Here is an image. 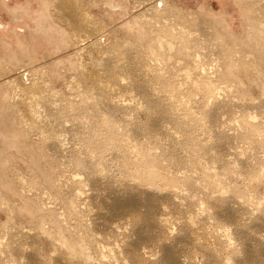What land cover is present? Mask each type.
<instances>
[{"label":"rangeland","instance_id":"obj_1","mask_svg":"<svg viewBox=\"0 0 264 264\" xmlns=\"http://www.w3.org/2000/svg\"><path fill=\"white\" fill-rule=\"evenodd\" d=\"M49 1H31L40 18L33 46L15 44L30 48L31 63L0 68V264H103L104 250L113 264H264V44L245 41L258 46L251 52L263 48L262 59L251 42L228 50L231 32L215 20L244 42L246 22L264 19V0ZM113 5L122 13L113 15ZM242 9L258 21L245 22ZM149 27L191 46L198 66L180 55L183 47L172 59L152 51L140 38ZM32 50L43 51L35 61ZM92 139L107 140L102 156L88 147ZM134 144L155 155L154 190L138 179ZM45 207L68 215L70 227L40 228Z\"/></svg>","mask_w":264,"mask_h":264},{"label":"bare ground","instance_id":"obj_2","mask_svg":"<svg viewBox=\"0 0 264 264\" xmlns=\"http://www.w3.org/2000/svg\"><path fill=\"white\" fill-rule=\"evenodd\" d=\"M117 1V0H116ZM115 0H114V2H116ZM239 1V0H238ZM50 2V1H49ZM48 2V3H49ZM113 2V3H114ZM118 2H119V5L121 6V4H120V1L118 0ZM118 2H117V4H118ZM242 2V1H241ZM123 4V3H122ZM125 4V3H124ZM119 5H117V6H111V9H112V11L114 12V14L113 15H117V13L119 12H116V10H120V12L122 11L121 10V8L119 7ZM242 5V4H241ZM124 6V5H123ZM125 7V6H124ZM157 8V7H156ZM160 9V8H159ZM246 9V8H245ZM251 9V8H250ZM243 10V12H244V14L246 13L245 11H244V9H242ZM253 10V9H252ZM124 11V10H123ZM156 11V10H155ZM158 11V10H157ZM249 10H247V12H248ZM46 12V11H45ZM154 12V11H153ZM158 12H160V11H158ZM157 12V13H158ZM122 13V12H121ZM157 13H155V14H157ZM164 13H166V12H164ZM160 14V13H159ZM158 14V15H159ZM248 14H249V12H248ZM248 14H245L246 16L248 15ZM250 14H251V11H250ZM164 15V14H163ZM212 15V13L210 14V16ZM156 16V15H155ZM161 17H159V16H156L159 20H161V22L164 20V19H166V18H163V17H165V16H162V14L160 15ZM214 16V15H213ZM245 16V17H246ZM249 16V17H248ZM247 17H246V19H245V22L247 21V18L249 19V20H251V22H253V21H255V20H257V19H255V20H253V19H250V15H248ZM251 16H252V14H251ZM212 17V16H211ZM218 19H215V20H217V22H216V25L217 24H219V26L220 27H223L222 26V24H220L221 22L222 23H224L225 24V27L227 28V30H226V32H228V33H232L233 31H231V29H230V26L225 22V20L222 18V17H219V16H216ZM213 19H214V17H212ZM254 18V17H253ZM40 19V18H39ZM44 19V18H43ZM42 19V20H43ZM137 19H139V18H137ZM140 19H141V17H140ZM175 19V18H174ZM215 20H212V21H215ZM253 20V21H252ZM264 19H262V22L260 23V21L258 22V24L260 23V27L259 26H253V25H255V24H250V21H248L249 23L247 24V22H246V25H248V27H249V25H250V28H251V26H252V28L251 29H253V27H254V30H256V34H254L253 33V35L252 34H248L249 32H246L247 30L248 31H250L251 29H246V28H244V35L243 36H247V37H245L244 39V42H241V41H243V40H239V38H238V40H237V38L235 37V35H233V34H231L230 33V38H231V40H228V42L229 41H234L235 42V40H236V44L235 43H231V42H229L230 44H228V45H230V46H228L227 48H228V50L230 49L229 47H232L230 50H233V49H238V48H240L239 49V51L241 50V46H243L245 43H248V47L250 48V46L252 45H250V43L249 42H251V41H248V42H245V41H247V40H253V41H255V40H258V41H260L261 42V44H260V42H258L261 46H263L262 44H264V36H262V34L264 33V21H263ZM139 22L141 21V20H138ZM144 21V20H143ZM220 21V22H219ZM258 21V20H257ZM40 22V21H39ZM38 22V23H39ZM142 22V21H141ZM165 22L167 23V21L165 20ZM172 22V21H171ZM136 23V22H135ZM215 23V22H214ZM214 23H213V25H214ZM137 25H139V24H141L142 26L141 27H139L140 29L143 27V25H144V23L142 22V23H136ZM146 25H147V23H145ZM167 24H169V23H167ZM39 25H40V23H39ZM149 25V24H148ZM244 25H245V23H244ZM140 26V25H139ZM145 26V25H144ZM150 26L151 27H153L152 26V24H150ZM169 26V25H168ZM168 26H166L165 24H164V29L166 30H168ZM218 26V27H219ZM246 27V26H245ZM257 27H259V28H257ZM150 28V27H149ZM154 28V27H153ZM224 28V27H223ZM257 28V29H256ZM260 28H262V30L260 29ZM143 29V28H142ZM141 29V30H142ZM146 29V28H145ZM152 28H150V31H144V32H142V34L140 35V38L143 40V41H147L148 42V44H150V46H151V44H152V46L154 47V49L152 50V48H151V50L152 51H154L155 50V48H157L159 51L161 50V53H162V51H164L163 53H165V52H167L166 54L168 55L169 54V56L173 53L172 52V50L174 49L175 50V48L176 47H183V45L181 44V42L182 41H180V44H178V45H182V46H178V45H176L175 43H173V41L171 40H168L167 38H165L164 37V34L166 33L165 32V30H163V29H161V30H157V31H154L153 29V31L151 30ZM155 29V28H154ZM176 29V28H175ZM221 29V28H220ZM261 31H260V30ZM144 30V29H143ZM149 30V29H148ZM156 30V29H155ZM177 30V29H176ZM176 30H174V29H170V32H176ZM224 31V30H223ZM253 30H251V32H252ZM163 32H164V34H163ZM177 32L179 33V31L177 30ZM177 32H176V35H177ZM226 32H224V33H226ZM250 32V33H251ZM222 34H223V32H221ZM248 34V35H247ZM172 35V34H171ZM223 35H225V34H223ZM226 35H228V34H226ZM252 35V36H251ZM254 35H257L256 37H255V39H254ZM173 36V35H172ZM178 36V35H177ZM234 36V37H233ZM243 36H241L242 38H243ZM233 37V38H232ZM173 39H178V37H175L174 38V36L172 37ZM183 38H185V37H183ZM226 38V37H225ZM229 38V39H230ZM176 39V40H177ZM182 39V38H181ZM226 39H228V38H226ZM233 39H235V40H233ZM152 40V41H151ZM195 40V39H194ZM253 41L251 42V43H253ZM179 42V41H178ZM188 42V41H187ZM186 42V43H187ZM189 42H192V41H189ZM194 42V41H193ZM227 42V41H226ZM239 42V43H238ZM182 43H184V42H182ZM186 43H185V45L184 46H186ZM241 43V44H240ZM244 43V44H243ZM255 43H256V41H255ZM258 43H256L257 45H258ZM21 43H18V45H17V49H16V51H18V52H16V54L14 55V56H9V57H6L4 60H0V68H2L4 65H6V63L7 64H9V66H10V64H19L20 62L22 63V59L24 58L25 59V62H26V60L28 61V63L30 62L31 63V58H30V48L29 47H22L21 45H20ZM147 44V45H148ZM176 46H175V45ZM188 44V43H187ZM234 46V45H236L237 47H233L232 45ZM237 44H239V45H237ZM243 44V45H242ZM256 44L254 45V43H253V45H254V47L252 48V46H251V48L249 49V52H251V49H256V47H257V49H259L258 48V46H256ZM155 45V46H154ZM192 45V44H191ZM247 45V44H246ZM250 45V46H249ZM259 45V46H260ZM149 45H148V47H150ZM190 46V45H189ZM195 46V45H194ZM194 46H192L193 48H195ZM245 46V45H244ZM243 46V47H244ZM191 47V46H190ZM190 47H183L184 49H183V51H182V49H181V53H180V55H184V58L185 57H187V59H191V60H193V61H191V62H193L194 63V68L196 67V66H198V62H199V59H200V57H199V55L197 54V53H195L194 55H193V57H192V54L193 53H191L190 51H189V53H188V51L186 50V48L188 49V48H190ZM242 47V50L244 49ZM247 46H246V49L248 48ZM192 48V49H193ZM156 49V50H157ZM263 50V48H260V50ZM154 51V52H157L158 53V55L160 54L159 52H158V50L157 51ZM178 50H179V48H177L175 51H177L178 52ZM190 50V49H189ZM198 50V49H197ZM252 51V52H255V51ZM261 50V51H262ZM180 51V50H179ZM185 51H187V52H185ZM260 51V53H258L259 51L258 50H256V52H255V54L257 53L259 56H257V54H256V56L257 57H259V59H262L261 57H262V52H263V54H264V50L261 52ZM172 52V53H171ZM177 52H175V55L173 54L172 56H170L171 57V59L172 58H175V56H176V54H177ZM197 52V51H196ZM232 52V51H231ZM234 52L236 53L237 51H235L234 50ZM242 52H244V51H242ZM242 52H241V54H242ZM251 52V53H252ZM156 53V54H157ZM184 53V54H183ZM234 53V54H235ZM237 53H239V52H237ZM186 54V55H185ZM240 54V53H239ZM238 54V55H239ZM241 54H240V56H241ZM160 55H163V54H160ZM167 55H163L162 57H167ZM244 55H245V53H244ZM168 56V57H169ZM177 56H179V54H177ZM247 56V55H246ZM252 56V55H251ZM167 57V58H168ZM169 57V58H170ZM249 57V56H248ZM254 57V56H253ZM264 57V56H263ZM158 58V57H157ZM161 59V58H160ZM186 59V60H187ZM202 59V58H201ZM169 60V59H168ZM172 61V60H171ZM259 61V60H258ZM262 61V60H261ZM264 61V60H263ZM262 61V62H263ZM24 62V63H25ZM238 62V61H237ZM61 63V62H60ZM59 63V64H60ZM189 63H190V61H189ZM200 63V62H199ZM264 63V62H263ZM195 64H196V66H195ZM26 65V64H25ZM28 65V64H27ZM203 65V64H202ZM202 65L200 66V67H197V68H201V70H202V72H204L205 70L202 68ZM30 66V65H29ZM44 66V65H43ZM42 66V67H43ZM173 66V65H172ZM7 67V66H6ZM16 67H19V66H16ZM4 68H5V66H4ZM20 68V67H19ZM28 68V67H27ZM45 68V67H44ZM43 68V69H44ZM8 67H7V71H8ZM37 69V68H36ZM35 69V70H36ZM41 69V68H40ZM39 69V70H40ZM5 70V69H4ZM38 70V71H39ZM47 70V69H46ZM50 70V69H49ZM179 70V69H178ZM3 71V70H2ZM180 71V70H179ZM192 71V70H191ZM1 72V71H0ZM4 72V71H3ZM34 72V71H33ZM37 72V71H36ZM53 72V71H52ZM184 72V71H183ZM192 73V72H191ZM5 75V74H4ZM201 75H204V74H201ZM195 76V75H194ZM200 76V75H199ZM189 77V76H188ZM203 77V78H202ZM19 78V77H18ZM20 78H22V75L20 76ZM19 78V79H20ZM154 78V77H153ZM192 78V77H191ZM200 78H201V81H202V79L203 80H208L209 78H207V76L206 75H204V76H200ZM199 78V79H200ZM26 79H27V75L26 74H23V81H26ZM16 80H18L17 78H16ZM87 80H89V79H87ZM194 80V79H193ZM15 81V80H14ZM199 81V80H198ZM201 81L199 82L200 83V85L202 84L201 83ZM5 82V81H4ZM20 82V81H19ZM96 82H98V81H96ZM100 82V81H99ZM21 83V82H20ZM33 83V82H32ZM192 83H193V81H192ZM2 84V83H1ZM16 84V83H15ZM198 84V83H197ZM203 84H205L204 82H203ZM23 85V84H22ZM99 85H101V84H99ZM197 85L198 87V89H201L202 91H207V93H209L210 95H211V97H212V95L214 96V94L213 93H211V92H209V90H208V88L209 87H204V88H202L203 87V85ZM259 85H261V84H259ZM263 85V84H262ZM261 85V87H263ZM18 86V85H17ZM97 86V85H96ZM102 86V85H101ZM194 86H196V84L194 85ZM2 86H0V88H1ZM99 87V86H98ZM102 87H105V86H102ZM4 88H6V87H4ZM9 88H10V86H9ZM30 88V87H29ZM106 88H108L109 89V86H106ZM105 88V89H106ZM195 88V87H194ZM1 90V89H0ZM97 90V89H96ZM102 90V89H101ZM21 91V90H20ZM107 91V90H106ZM1 92V91H0ZM2 92H3V90H2ZM104 93V92H103ZM206 93V94H207ZM10 94V93H9ZM99 94V93H98ZM209 94H207V96L209 95ZM1 95V94H0ZM5 96V95H4ZM2 97V96H1ZM7 97H8V95H7ZM6 97V98H7ZM36 97V96H35ZM101 97V96H100ZM5 98V97H4ZM213 98V97H212ZM31 99V98H30ZM33 99V98H32ZM3 100V99H2ZM1 101V100H0ZM5 101V100H4ZM34 101V100H33ZM210 101V100H209ZM35 103V102H34ZM243 103V102H242ZM1 104V103H0ZM26 105V104H25ZM32 105V104H31ZM86 105V104H85ZM2 106V105H1ZM22 106V105H21ZM38 106V105H37ZM27 107V106H26ZM29 107H30V105H29ZM45 107V106H44ZM28 108V107H27ZM29 109V108H28ZM34 109H36V107L34 108ZM31 108H30V112H31ZM73 110V109H72ZM29 111V110H28ZM37 113H39V112H37ZM243 113V112H242ZM3 114V113H2ZM32 114V113H31ZM247 114V113H246ZM252 114V113H251ZM254 114V113H253ZM33 115H35V117L34 118H36V113H34ZM33 115L31 116L32 118L31 119H33ZM249 116V115H248ZM254 116V115H253ZM42 117V116H41ZM241 117V116H240ZM81 118V117H80ZM244 117H242V119H243ZM248 118H253V117H251V116H249ZM40 119V118H39ZM39 119H38V117H37V120L39 121ZM76 119V118H75ZM253 119H256V117H254ZM252 119V120H253ZM33 120H35V119H33ZM252 120H250V121H252ZM31 121V120H30ZM80 121V120H79ZM248 121V120H247ZM255 121V120H254ZM31 122H33V121H31ZM78 122V121H77ZM36 123V122H35ZM243 123H244V121H243ZM38 124V123H37ZM36 124V125H37ZM33 125V124H32ZM35 125V126H36ZM197 125H198V123H197ZM256 126V125H255ZM106 127V126H105ZM251 128V127H250ZM252 128H254V126L252 125ZM263 128V127H262ZM244 129V128H243ZM39 130V129H38ZM110 130V129H109ZM254 130H257V132H258V130H260V129H257V128H254ZM253 130V131H254ZM261 134H263V132H261ZM69 135V134H68ZM92 135H93V133H92ZM97 135V134H96ZM95 135V136H96ZM61 136V135H60ZM59 136V137H60ZM106 136V135H105ZM104 136V138H102V139H107L106 137ZM58 137V135L57 136H54L53 138H54V143H56V145H58L59 147H61V146H63V148L62 149H64V144L62 145L61 144V139ZM97 137H100V136H97ZM96 137V138H97ZM101 137H103L102 135H101ZM53 138H52V141H53ZM98 139V138H97ZM100 139V138H99ZM94 139H92L91 141H88V142H86V143H88L87 145H88V147L90 148V150H92L93 152H94V154H98L99 156H102L101 155V153L103 152L102 151V148H104V144H106V141H97V142H94L93 141ZM113 140V139H112ZM87 141V140H86ZM136 142V141H135ZM61 144V145H60ZM108 144V143H107ZM127 144V143H126ZM86 145V146H87ZM129 148V147H128ZM61 149V150H62ZM75 149V148H74ZM130 152L131 153H133V155L135 156V158H136V160H134V164H133V166H134V168H136V169H138L137 171H138V179L139 180H141L142 181V183L143 184H141L142 185V187H144V189H145V186H146V188L148 187V188H150L151 189V187H152V189L154 190V188L153 187H156V181H158V179H160L159 177H160V174L158 175L156 172L157 171H155V169H156V167H153V165H154V163L156 162V158H155V155L153 154V153H145L143 150H142V148H141V145L139 146L138 144L136 145V144H134V145H132L131 147H130ZM81 153V152H80ZM93 154V153H92ZM74 155V154H73ZM72 157H74V156H72ZM89 157H91L90 155H89ZM82 158V157H81ZM81 158H78V160L77 159H74L73 161L76 163V166H79V168H81L80 166H81V164H83L82 163V161L83 160H81ZM92 158V157H91ZM94 158V157H93ZM96 158V157H95ZM97 158H98V156H97ZM99 159V158H98ZM97 160V159H96ZM199 160V159H198ZM69 162V161H68ZM101 163V162H100ZM95 164V163H94ZM102 167V166H101ZM77 168V167H76ZM151 168V169H150ZM155 168V169H154ZM207 168V167H206ZM262 168V167H261ZM260 168V169H261ZM210 169V168H209ZM209 169H207V171L209 170ZM206 170V169H205ZM263 170V169H262ZM103 171V170H102ZM210 171V170H209ZM212 171V170H211ZM211 171L209 172V173H211ZM217 171V170H216ZM230 171V170H229ZM209 173H207V174H209ZM232 173V172H231ZM230 173V174H231ZM207 174L205 173V175L207 176ZM233 174V173H232ZM237 175V174H236ZM260 175V174H259ZM258 175V176H259ZM78 175H76V178H79V177H77ZM213 176V175H212ZM230 176V175H229ZM233 176V175H232ZM264 177V171H262V174L260 175V177ZM75 177V176H74ZM208 177V176H207ZM234 177V176H233ZM236 177V176H235ZM257 177V176H256ZM227 178V177H226ZM208 179V178H207ZM220 179V178H219ZM262 179V178H261ZM213 180V179H212ZM221 180V179H220ZM137 182H138V180H136ZM176 181V180H175ZM184 181V180H183ZM186 181H187V179H186ZM214 181V180H213ZM185 182V181H184ZM191 182V181H190ZM226 182V181H225ZM73 183V182H72ZM139 184H140V182H138ZM160 183V182H159ZM189 183V182H188ZM214 183V182H213ZM216 183V182H215ZM221 183V182H220ZM6 184H8V183H6ZM71 184V183H70ZM74 184H76V183H74ZM144 185V186H143ZM155 185V186H154ZM158 187L159 186H157V188L155 189V191L158 189ZM77 188V187H76ZM175 188H178V187H175ZM186 188V187H185ZM209 188V187H208ZM220 188V187H219ZM218 188V189H219ZM235 189H236V187H235ZM162 190H164V189H161V191ZM179 190V189H178ZM178 190H176V191H178ZM181 190V189H180ZM180 190L178 191V192H180ZM79 191V190H78ZM77 191V193L79 194V192ZM157 191H160V189L159 190H157ZM156 191V192H157ZM160 191V192H161ZM240 191V190H239ZM125 192V191H124ZM165 192V191H164ZM177 192V193H178ZM182 192V191H181ZM216 192V191H215ZM219 192V191H218ZM218 192H217V194H218ZM175 193V192H174ZM224 194H225V192H223ZM223 193H220V195L221 194H223ZM77 194V195H78ZM164 194V193H163ZM211 194V193H210ZM236 194V193H235ZM75 195H76V193H75ZM228 195V194H227ZM82 196H83V194H82ZM81 196V197H82ZM211 196V195H210ZM231 196H232V194H231ZM214 197V196H213ZM72 198V197H71ZM192 198V197H191ZM223 198H224V196H223ZM75 199V198H74ZM177 199V198H176ZM251 200V199H250ZM256 200V199H255ZM77 201V200H76ZM70 202V203H69ZM68 203H69V207H71V209H72V213L71 214H73V209H75V211L74 212H76L77 211V209L75 208L76 206H75V204H73V201H69ZM147 202V201H146ZM244 204H246V203H244ZM253 204H254V202H253ZM261 204V203H260ZM66 205V204H65ZM256 205V204H255ZM49 205H47V207H48ZM78 206V205H77ZM253 206V205H252ZM224 207V206H223ZM254 208V207H253ZM256 208V207H255ZM260 208V207H259ZM250 209H251V207H250ZM58 211V210H57ZM85 211V210H84ZM204 211V210H203ZM38 212H39V218L43 221L42 223H39V225H40V228H47L46 227V222H48V223H50V227L51 228H69V227H66V223H65V220L63 221L62 219V217L63 216H68V215H64L63 213L61 214L60 212L59 213H57L56 212V210H54V208H44V211H43V213L41 212V210H38ZM77 213L78 212H76V215H77ZM78 216V215H77ZM99 216V215H98ZM251 216V215H250ZM79 218H81V217H79ZM161 219L159 220V223L161 224H167L168 223V219L167 218H162V217H160ZM64 219H65V217H64ZM191 219V218H190ZM62 220V221H61ZM66 220L68 221V219L66 218ZM192 220V219H191ZM191 220H188L187 219V221H191ZM186 221V222H187ZM194 221V220H193ZM96 222V221H95ZM69 223V222H68ZM189 223V222H188ZM76 224V223H75ZM80 224V223H79ZM94 224V223H93ZM186 224V223H185ZM190 224V223H189ZM192 224V223H191ZM69 225V224H68ZM96 225H98V224H96ZM75 226V225H74ZM99 226V225H98ZM82 227V226H81ZM73 228V227H72ZM84 228V227H83ZM107 228V227H106ZM117 228V227H116ZM119 228V227H118ZM183 228V227H182ZM187 228V227H186ZM183 229H185V228H183ZM221 231V230H220ZM181 232H182V230H181ZM169 233V232H168ZM183 233V232H182ZM12 234V233H11ZM10 234V236L12 237V235ZM186 237H187V239H189L188 237H191L190 236V234H184ZM14 237V236H13ZM92 237H93V235H92ZM91 237V238H92ZM228 237V236H227ZM14 239V238H13ZM100 239V238H99ZM98 239V240H99ZM101 239H104V238H101ZM100 239V240H101ZM92 240H94L95 241V243H96V241L98 242V240L97 239H92ZM105 240V239H104ZM229 241V240H228ZM101 242L103 243L104 241H102L101 240ZM105 242H106V240H105ZM104 242V243H105ZM106 243H108V241L106 242ZM105 243V244H106ZM78 245L80 246V249L82 248V251H83V254H84V256L86 257V258H88V259H91L92 257H91V254L89 253H87L86 251H85V247L81 244V242H79L78 243ZM101 245V244H100ZM109 245V244H108ZM107 245V246H108ZM96 246V245H95ZM103 246H104V244H103ZM103 246H102V248L101 247H98V248H101V249H103ZM109 246H111V245H109ZM104 248H106V246L104 247ZM61 249V248H60ZM101 249H98V250H100L101 252H102V250ZM113 249V248H112ZM119 250V249H118ZM87 251H88V249H87ZM108 251V250H107ZM107 251H106V253H107ZM115 251V250H114ZM101 252H99V253H101ZM98 253V252H97ZM105 253V250H104V252L103 253H101V255H102V259L100 260V261H102V263L103 264H107V261H108V263H109V261L110 260H106V258H112V253H110V252H108V255ZM111 255H110V254ZM114 253V252H113ZM115 254V253H114ZM114 254H113V257H115L114 256ZM110 255V256H109ZM115 259H117V257H115ZM112 260H113V258H112ZM119 260V259H118ZM110 262H112V261H110ZM115 262V261H114ZM114 262H112V264L114 263ZM121 262V261H120ZM101 263V262H100ZM111 264V263H110ZM123 264V263H122ZM227 264H230V262H228Z\"/></svg>","mask_w":264,"mask_h":264},{"label":"crops","instance_id":"obj_3","mask_svg":"<svg viewBox=\"0 0 264 264\" xmlns=\"http://www.w3.org/2000/svg\"><path fill=\"white\" fill-rule=\"evenodd\" d=\"M26 1L27 3H24L23 0H15L13 3H9L7 0H0V60H3L7 54L18 52L15 44L20 40L28 43L30 48L33 46L34 38L30 32H32L35 24L38 23L39 14L37 10L34 11L31 8V1L33 0ZM34 1L42 3L43 6L49 2V0ZM29 20L32 21L31 26L27 25L24 27L19 25L21 23L25 24ZM39 52L43 51H31L33 61L36 60ZM22 62H25L24 58Z\"/></svg>","mask_w":264,"mask_h":264}]
</instances>
